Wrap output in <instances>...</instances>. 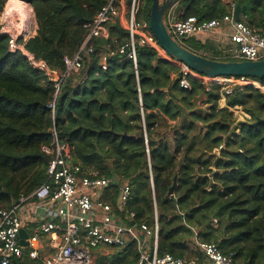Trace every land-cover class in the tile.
Wrapping results in <instances>:
<instances>
[{"label": "trees", "instance_id": "16d2710c", "mask_svg": "<svg viewBox=\"0 0 264 264\" xmlns=\"http://www.w3.org/2000/svg\"><path fill=\"white\" fill-rule=\"evenodd\" d=\"M7 1L0 0V13ZM18 1L31 7L37 29L16 43L45 68L34 67L23 51L10 52V36L0 35V209L47 180L51 156L43 147L55 134L81 177L115 180L99 202L125 225L145 224L150 231L156 225L158 256L202 259L197 243H215L235 264H264V123L255 125L264 119V94L235 87L220 107L219 85L207 88L188 77L190 88H181L178 66L148 46H136L134 66L118 53L128 42L119 23L107 25V38L91 39L80 52L81 68L63 78L64 58L79 53L109 0ZM239 2L245 7L240 21L264 28V0ZM178 5L180 19L199 22L228 12L223 0ZM150 6L151 0L138 1L137 20L149 22ZM191 45L185 48L199 54ZM236 108L249 118L239 120ZM120 185L130 188L123 206ZM137 261L129 242L113 255L99 254L95 264ZM13 263L41 261L23 248Z\"/></svg>", "mask_w": 264, "mask_h": 264}, {"label": "built area", "instance_id": "2783aa9c", "mask_svg": "<svg viewBox=\"0 0 264 264\" xmlns=\"http://www.w3.org/2000/svg\"><path fill=\"white\" fill-rule=\"evenodd\" d=\"M138 1L130 0L126 5V0H109L93 19L79 53L72 59L64 58L63 78L81 68L80 52L89 41L94 38H107V25L119 23L122 19V28L127 34L128 42L119 48L118 53L126 54L134 66L136 46H148L159 57L178 66L181 74L179 86L183 89L190 88L187 78L193 77L207 88L219 85L222 92L220 100H225V95H230L235 87L241 90L251 86L264 94V85L258 79L207 77L172 60L156 42L149 29V22L137 20ZM179 1L176 0V3ZM234 8L235 1L231 0L227 14L220 19L199 22L195 17H188L170 22L167 18L165 25L170 36L183 47L186 41L199 33L212 34L215 30L224 28V36L231 45L227 59L252 62L264 60V28L256 31L241 21H235ZM9 36V51H23L22 46L16 43L17 36ZM87 51L91 52V49ZM24 55L34 67L45 68L43 63L34 62L25 52ZM101 66L105 70V57L102 58ZM244 118L249 117L241 112L238 119L243 121ZM53 137V143L43 147V152L51 156L46 171L47 180L30 195L20 197L11 207L0 209V264H14V260L22 258L23 247L19 244V233L28 226L33 230L26 239L31 250L30 258L37 257L35 245L41 237H48L51 254L41 264H95L92 251L101 246L118 250L129 242L136 245L137 264H235L232 256L222 254L215 243H197L202 259L184 260L169 254L158 256L156 225L153 231L145 224L138 227L125 225L115 216L110 205L99 202V198L95 201V197L115 184V180L95 176L81 177L79 167L71 161L69 147L59 143L55 134ZM119 189V201L123 206L130 196V188L120 185ZM132 218L133 214H130L129 219ZM149 241L151 248L148 246Z\"/></svg>", "mask_w": 264, "mask_h": 264}, {"label": "water", "instance_id": "95a60500", "mask_svg": "<svg viewBox=\"0 0 264 264\" xmlns=\"http://www.w3.org/2000/svg\"><path fill=\"white\" fill-rule=\"evenodd\" d=\"M175 3L176 0H151L149 17V29L151 33L160 48L170 56L172 60L184 64L199 75L207 77H250L258 80L264 79V60L254 62L219 61L194 53L179 45L170 36L165 25V16ZM244 9L245 7L240 5L239 0H236L233 11V18L235 21H240V13L243 12ZM2 34L6 33L0 31V35ZM53 77L54 80L59 79L56 73H53ZM260 123H264V119L257 120L255 125ZM172 189L173 187L169 191L170 194L172 193ZM95 201H97V197ZM130 225L135 226V223L132 222ZM27 238L28 235L26 231L22 229L19 233V244L23 248L27 247Z\"/></svg>", "mask_w": 264, "mask_h": 264}, {"label": "crops", "instance_id": "0c3cea01", "mask_svg": "<svg viewBox=\"0 0 264 264\" xmlns=\"http://www.w3.org/2000/svg\"><path fill=\"white\" fill-rule=\"evenodd\" d=\"M236 1V0H235ZM224 4L228 7L231 0H223ZM183 14L182 10L179 8L178 3H175L168 11L165 19L170 22H175L180 19L181 15ZM119 25L123 27V20L120 19ZM223 29H217L212 34H197L193 38L186 41L187 44H192L191 46L196 48L197 52L200 55H203L210 59H227L226 56L228 54V50L231 48L230 42L226 39L224 36ZM223 104V105H222ZM220 107H225V100L219 101ZM236 116H239L238 114L241 113L239 108H236L232 110ZM101 195V193H100ZM100 195H97V199L100 197ZM95 197V198H96ZM120 220V219H119ZM121 223H123L120 220ZM124 224V223H123ZM27 235L32 234V227H26L24 228ZM37 248V257L34 259L40 260L41 262L47 258L51 254V249L48 247V237H41L40 241L35 245ZM148 246L151 248V241H149ZM28 248V246L26 247ZM30 250V248H28ZM197 250V249H196ZM31 251V250H30ZM116 252L115 249H110L106 247H99L96 250L92 251V255L94 257V260L99 254H109L113 255ZM32 258V257H31ZM199 258L198 256H194L191 259ZM33 259V258H32ZM200 259V258H199Z\"/></svg>", "mask_w": 264, "mask_h": 264}, {"label": "rangeland", "instance_id": "374dc122", "mask_svg": "<svg viewBox=\"0 0 264 264\" xmlns=\"http://www.w3.org/2000/svg\"><path fill=\"white\" fill-rule=\"evenodd\" d=\"M15 1L16 0H8L5 3V6L0 13V31L9 35H15L17 38L21 37L23 40H27L28 38L34 36L36 32L34 15L30 6L18 0V4H16ZM127 1L128 0H126V5ZM16 5L19 6L16 7ZM22 19H24L23 25H25L27 33L25 35H18L17 25ZM55 81H57V79H55Z\"/></svg>", "mask_w": 264, "mask_h": 264}, {"label": "bare ground", "instance_id": "6f19581e", "mask_svg": "<svg viewBox=\"0 0 264 264\" xmlns=\"http://www.w3.org/2000/svg\"><path fill=\"white\" fill-rule=\"evenodd\" d=\"M16 4H18L17 0L15 1ZM19 5H16V7ZM9 8V7H8ZM21 18V17H20ZM24 19L21 20V22H19V24L17 25V33L18 35H25L27 33L26 29H25V25H23ZM29 30V29H28ZM35 30V29H34ZM33 31V30H32ZM223 105V104H222ZM239 115V114H238Z\"/></svg>", "mask_w": 264, "mask_h": 264}]
</instances>
